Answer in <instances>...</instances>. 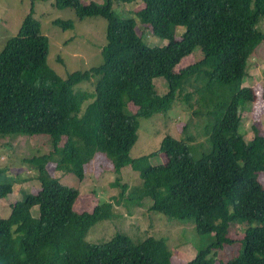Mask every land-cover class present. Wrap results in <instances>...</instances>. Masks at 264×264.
<instances>
[{
  "label": "trees",
  "instance_id": "trees-1",
  "mask_svg": "<svg viewBox=\"0 0 264 264\" xmlns=\"http://www.w3.org/2000/svg\"><path fill=\"white\" fill-rule=\"evenodd\" d=\"M113 1L54 2L72 8L78 19L108 20L99 66L66 79L58 75L48 64L50 43L34 6L0 53V139L46 135L52 142L48 154L25 159L36 169L40 187L12 201L9 216L0 218V264H173L164 238L134 241L119 232L101 244L85 240L95 224L115 217V205L140 206L146 198L151 210L177 221L194 220L197 234L211 237L186 264H264V186L259 179L264 135L257 132L247 142L239 132L243 104L258 98L243 80L249 58L264 41L257 28L264 0H142L134 15L169 41L163 47L148 46L135 17L116 15ZM54 25L67 30L73 21L55 19ZM178 27L185 28L180 37ZM197 48L202 57L180 68ZM157 78L168 84L164 95L156 91ZM82 82L92 84V93L74 89ZM195 95L194 114L208 117V152L194 158L192 137L166 136L157 151L133 159L140 117L167 112L179 98L193 106ZM130 104L134 111L127 110ZM99 155L112 161L117 174L131 165L142 186L127 195L129 186L119 175L113 182L123 188L119 197L77 211L78 189L64 183L63 175H52L48 164L54 161L56 170L81 179L80 166ZM162 155L165 162H150ZM7 171L0 166V199L11 195L17 183ZM235 223L245 226L241 252L228 262L208 259L212 251L235 242L229 236Z\"/></svg>",
  "mask_w": 264,
  "mask_h": 264
},
{
  "label": "rangeland",
  "instance_id": "rangeland-1",
  "mask_svg": "<svg viewBox=\"0 0 264 264\" xmlns=\"http://www.w3.org/2000/svg\"><path fill=\"white\" fill-rule=\"evenodd\" d=\"M82 1L88 3L91 0ZM93 1L104 2V0ZM54 2L55 0H0V53L6 42L17 34L22 21L34 6V16L41 22L42 33L50 43L48 64L58 75L66 79L73 72L99 66L103 62L102 48L107 43L108 20L103 16H87L78 19L72 8H58ZM142 5V0L132 2L114 0L112 8L115 14L121 17H135L138 32L148 46H166L169 43L167 39L154 35L151 29L143 25L139 17L134 15L135 10ZM55 19H71L73 27L64 30L54 25ZM257 28L264 35V17L260 18ZM184 32V27H178L176 36L180 37ZM201 57L197 48L193 54L183 59L179 67H187ZM154 85L159 95L168 92V84L164 78L155 79ZM243 86L252 88L258 97L255 102H247L242 106L244 116L239 132L248 142L257 132L264 135V41L255 47L253 55L248 60ZM74 89L88 93H92L93 90L90 82H82ZM196 99L197 95L192 99L193 106H190L179 98L167 112H156L151 117H140L138 141L131 152L132 158H140L157 151L166 136H172L178 140L192 137L194 158H200L202 154L207 153L210 148L205 134L208 117L205 113L194 114L198 108ZM91 101L92 99H89L84 102L82 109ZM129 107L132 111L135 110L133 104H130L127 110L130 109ZM186 125L187 129L183 131ZM51 150V138L46 135L1 136L0 166L7 167V173L13 176L17 183L14 184L11 195L0 199V218L9 216L12 201L19 200L26 193L35 192L40 187L36 169L25 159L48 154ZM165 161L166 158L163 155L150 159L152 164ZM55 166L54 161L48 164L51 174L63 175L61 180L68 185H73L79 191L74 201V209L77 211H89L95 205L119 197L123 188L113 183L119 175L122 177V182L129 186L127 195L133 192V189L142 186L139 172L135 171L131 165L124 167L121 174H117L112 161L100 155L80 166L81 179L71 172L62 174V171L56 170ZM259 179L264 186V172L260 173ZM151 203L152 201L146 198L140 206L125 201L121 205H115V217L95 224L89 230L85 240L91 244H101L109 241L119 232L127 234L134 241L144 240L149 236L164 238L173 253V264H186L195 258L197 251L204 249L210 243L211 237L197 234L194 220L184 222L169 219L160 212L151 210ZM32 215L35 218L39 217V206L33 207ZM244 232V225L233 224L229 236L235 242L212 251L207 258L216 263L228 262L235 258L243 249Z\"/></svg>",
  "mask_w": 264,
  "mask_h": 264
}]
</instances>
